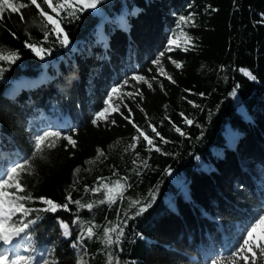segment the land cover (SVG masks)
<instances>
[{
    "label": "trees",
    "instance_id": "16d2710c",
    "mask_svg": "<svg viewBox=\"0 0 264 264\" xmlns=\"http://www.w3.org/2000/svg\"><path fill=\"white\" fill-rule=\"evenodd\" d=\"M22 11L24 21L16 13L0 21V45L20 55L14 64L0 61V168L30 156L44 130L72 135L76 148L61 139L47 159L34 161V173L25 176L27 192L58 204L68 203L71 193L72 200L96 204L91 210L69 203L67 210L34 212L30 218L39 219L29 240L41 254L38 260L77 264L83 256L87 264H108L112 254L121 264H210L230 255L264 212V0H102L78 18L62 14L70 45L62 47L50 34L43 46L51 54L44 59L25 47L26 40L43 41L38 9ZM190 14L194 26L179 20ZM179 30L191 45L169 44ZM22 78L35 84L18 86ZM125 80L122 99L111 101L123 115L114 112V124L94 125L110 89ZM129 109L159 151L143 137L135 150L125 151L138 135L124 119ZM98 148L104 155L96 159ZM99 177L110 186L127 177L123 196L98 203L104 190L85 188L98 186ZM133 200L140 204L130 206ZM143 204L150 206L136 215ZM26 205L46 207L39 200ZM77 215L86 225H99V235L115 224L124 234L112 246L94 237L74 247L81 226L71 222ZM61 220L71 226L68 237Z\"/></svg>",
    "mask_w": 264,
    "mask_h": 264
},
{
    "label": "snow or ice",
    "instance_id": "6c2138e0",
    "mask_svg": "<svg viewBox=\"0 0 264 264\" xmlns=\"http://www.w3.org/2000/svg\"><path fill=\"white\" fill-rule=\"evenodd\" d=\"M101 2L102 0H55V2L54 0H39V2L38 0H0V21H3L5 13H8L9 15L12 13L19 14L21 21H24L22 10L35 6V8L38 9V17L40 19V23L42 24L41 30L43 31V41L29 42L26 40L25 47L30 49L40 59H44L45 55L51 54V49L43 46L44 42L49 40L50 34H55L57 42L62 47L67 48L70 45L69 36L62 26V20L64 18L62 14L67 17L78 18V12H83L86 9H96ZM42 5L46 6L47 9H50L51 13H54L55 15L46 11ZM179 20L185 24L192 23L194 26L193 14L180 16ZM33 23H36V21H33ZM12 35L15 36V33H12ZM184 43L186 45H191V37L186 35ZM169 44H176L177 47L180 46L177 44L175 39H169ZM161 55H163V53H161ZM19 59L20 55L18 50L9 49L4 45H0V61H6L10 64H14ZM153 63L159 64L160 61L156 60ZM173 63L177 68L182 67L180 62L173 61ZM4 71L5 69L0 67V76L3 75ZM159 71L162 75L167 76L169 80L172 79V77L168 75L162 67ZM241 71L244 72L245 75L250 77L252 76L251 72L248 70L241 69ZM133 79L138 82L142 81L146 83L149 88L152 87V83L144 76L134 75ZM153 79H155V77H153ZM173 83H175V81H173ZM126 84H128L127 80L123 81V84L115 85L110 89L105 100V107L95 113L92 120L94 125H96L98 121H110L114 124L115 120H110V117L114 112L123 115V113L120 112V104L113 105L111 101H113L114 96L117 99H122V88L123 85ZM127 95L132 97L134 94L129 92ZM135 95H140L142 97V93L139 92L135 93ZM201 95H203V93H201ZM124 106L127 107V105ZM141 111H143V109H141ZM181 115H183V113H181ZM124 119L133 123V127L136 128L138 133V135L132 137L133 142L125 148V151L129 148L135 150L136 143L139 142L140 137H143V140L146 141L151 148H155L159 151V148H157L154 143V139L147 135L131 120V109H129V116H125ZM185 122L187 124L193 123L192 120L187 118H185ZM148 127L151 128V131L155 133L156 136H160V133L156 130V127L153 124L149 123ZM176 131L180 132L181 130L180 128H176ZM181 134L183 135L184 133L181 132ZM61 139L67 141L65 147L70 145L72 148H76L77 141L73 139L72 135H65L58 130H44L35 136L34 149L30 156L24 157L17 162H13L10 166L0 168V264H54L53 261L43 257H41L40 260H37V256L41 254L37 252L33 243L29 240V236L33 231L32 225L37 222L39 217H36L35 219L30 217L34 212L43 211L55 213L61 208L67 210L69 203L76 204L78 208H87L89 210L96 206L94 202L82 203L81 200H72L71 193H69L66 198L68 203L58 204L50 198L43 196L33 197L27 192V182L25 180V176L32 175L34 173V161L37 158L47 159L46 152L56 148ZM161 139L163 140V137H161ZM103 155V150L98 148L96 159H99V157ZM90 162L94 161H86L85 163ZM133 163H135V161H133ZM74 171L79 172L80 169L77 168ZM168 171L170 174L171 170L169 169ZM113 175H115V173H113ZM104 180L105 178L99 177L98 181H100V183L98 186L90 189L86 186L85 190L96 193L103 189L104 198L98 203H115L118 198L123 196L124 190L128 186L126 184L127 177L116 179L111 183V186L108 183H104ZM122 181L124 182L122 183ZM33 200L41 201L46 207L42 209H33L28 207L26 202ZM139 204L140 202L138 200H133L130 206ZM148 206H150V204L140 205L135 214L140 215ZM71 223H80L81 226L80 235L75 241H73L74 247H82L85 238L93 239L94 237L100 240L106 247L112 246L118 243L120 237L124 234L123 227L120 224H115L111 227H103L102 235H99L96 232V229L100 226L96 224L86 225L85 222L81 221L79 215H77ZM60 227L63 230L62 234L65 237L72 234L71 226L68 222L61 220ZM113 233L116 234L115 239L113 238ZM24 242H28L27 249L24 248ZM22 251H27L30 254H21ZM77 264H87V261H85L83 256H81L78 259ZM108 264H121V261L112 254H109ZM210 264H264V212L254 218V220L244 229V233L241 236L238 246L235 247V250H233L230 255L227 257L218 256L213 258L211 259Z\"/></svg>",
    "mask_w": 264,
    "mask_h": 264
},
{
    "label": "rangeland",
    "instance_id": "374dc122",
    "mask_svg": "<svg viewBox=\"0 0 264 264\" xmlns=\"http://www.w3.org/2000/svg\"><path fill=\"white\" fill-rule=\"evenodd\" d=\"M170 39H175L177 41V44H179V45H184L185 44L184 43L185 36H184L183 32H181V30L177 31L176 32V35L175 36H172ZM17 84H18V86H24V85L33 86L35 84V81L34 80H30V79H24V78H22V79H20L18 81ZM7 94L12 95V89L11 88H9L7 90ZM21 254H23V253H21Z\"/></svg>",
    "mask_w": 264,
    "mask_h": 264
}]
</instances>
